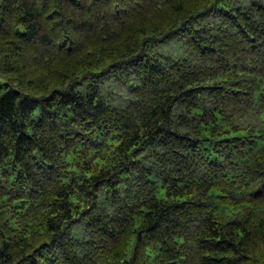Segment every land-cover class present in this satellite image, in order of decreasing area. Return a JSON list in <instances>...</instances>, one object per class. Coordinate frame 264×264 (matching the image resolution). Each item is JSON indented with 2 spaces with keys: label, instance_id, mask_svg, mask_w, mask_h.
Wrapping results in <instances>:
<instances>
[{
  "label": "trees",
  "instance_id": "obj_1",
  "mask_svg": "<svg viewBox=\"0 0 264 264\" xmlns=\"http://www.w3.org/2000/svg\"><path fill=\"white\" fill-rule=\"evenodd\" d=\"M238 1L0 0V264H264V1Z\"/></svg>",
  "mask_w": 264,
  "mask_h": 264
},
{
  "label": "rangeland",
  "instance_id": "obj_2",
  "mask_svg": "<svg viewBox=\"0 0 264 264\" xmlns=\"http://www.w3.org/2000/svg\"><path fill=\"white\" fill-rule=\"evenodd\" d=\"M255 0H240L237 2L239 7H247L249 4L253 3ZM261 1V0H260ZM264 1V0H262ZM179 44L175 42L159 46V52L167 55L174 56L179 49ZM101 90L104 94L108 95L115 105L121 104L124 100V95L127 89L123 86L121 81H116L115 78L108 79L101 86Z\"/></svg>",
  "mask_w": 264,
  "mask_h": 264
}]
</instances>
